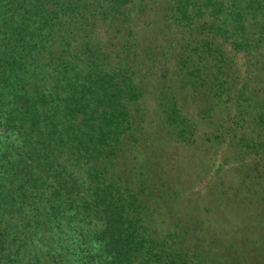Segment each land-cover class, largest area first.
I'll return each instance as SVG.
<instances>
[{
    "label": "trees",
    "instance_id": "16d2710c",
    "mask_svg": "<svg viewBox=\"0 0 264 264\" xmlns=\"http://www.w3.org/2000/svg\"><path fill=\"white\" fill-rule=\"evenodd\" d=\"M0 264H264V0H0Z\"/></svg>",
    "mask_w": 264,
    "mask_h": 264
},
{
    "label": "rangeland",
    "instance_id": "374dc122",
    "mask_svg": "<svg viewBox=\"0 0 264 264\" xmlns=\"http://www.w3.org/2000/svg\"><path fill=\"white\" fill-rule=\"evenodd\" d=\"M192 148V147H191ZM183 148H180V150H182ZM178 150H179V148H178ZM184 150H186V149H184ZM194 162L195 161H191V163H190V167L194 164ZM225 172V170L223 169V172H222V174ZM221 174V175H222ZM184 177H185V175H184ZM172 184V183H171ZM194 185H196V187H199V186H203L204 185V181L203 180H200V179H197V180H195V184ZM173 186V185H172ZM171 186V187H172ZM190 186H188V187H186V188H189ZM169 191H170V188H168L167 187V185H166V187H163L162 186V189L160 190V191H156V195H158V194H160L158 197H161V195L162 196H164V195H166V194H168L169 193ZM187 193H189V192H187ZM185 194V193H184ZM210 197L209 196H207L206 197V199L208 200ZM184 199V198H183ZM159 201H160V199H159ZM173 200H171V199H166V201L164 202V204L162 205V208L163 209H165V208H167L168 209V204L170 203V202H172ZM187 215H189V216H191L192 217V220L194 219V215H196L195 214V212H191V213H189V214H187ZM197 217V216H196Z\"/></svg>",
    "mask_w": 264,
    "mask_h": 264
}]
</instances>
